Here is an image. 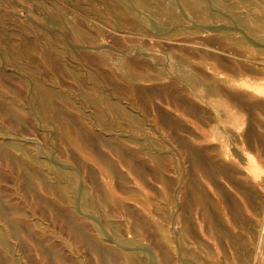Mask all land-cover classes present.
Segmentation results:
<instances>
[{
	"label": "rangeland",
	"instance_id": "rangeland-1",
	"mask_svg": "<svg viewBox=\"0 0 264 264\" xmlns=\"http://www.w3.org/2000/svg\"><path fill=\"white\" fill-rule=\"evenodd\" d=\"M0 148V264H264V0H0Z\"/></svg>",
	"mask_w": 264,
	"mask_h": 264
},
{
	"label": "bare ground",
	"instance_id": "bare-ground-1",
	"mask_svg": "<svg viewBox=\"0 0 264 264\" xmlns=\"http://www.w3.org/2000/svg\"><path fill=\"white\" fill-rule=\"evenodd\" d=\"M176 63V62H174ZM175 65V64H174ZM178 65V63L176 64ZM179 67V66H178ZM174 76H175V79L177 81H182L184 82L188 87L190 88H193L195 90V88H200L203 92H209L211 95L212 94H218V88L214 87L213 85H209V84H206V81L202 78H199L197 77L193 72H191V70H186V69H183V68H179V69H176L175 72H173ZM189 88V89H190ZM197 90V89H196ZM204 94V93H203ZM205 96V95H204ZM208 96V95H207ZM212 96V95H211ZM215 96V95H214ZM206 97V96H205ZM216 97V96H215ZM218 98V97H217ZM221 100V99H220ZM13 114L17 119H20V116H19V113L16 112V110H13V112L11 113ZM77 139V143L78 145L80 146V148H82L84 151L86 152H90L89 150V147H87L88 145V141H89V138H88V134H86L85 132H75L73 133ZM76 140V139H75ZM74 142V141H73ZM75 144V143H74ZM114 146V145H113ZM77 147V146H76ZM78 148V147H77ZM79 148V149H80ZM81 150V149H80ZM113 150L119 154H122V151L121 149L119 148H113ZM82 152V151H81ZM190 152V155H191V161H192V165L193 167L198 163L202 162L200 161L198 155L196 154V151L193 149L189 150ZM0 156H3L5 158L8 159V161L12 164H15L17 165L23 172V180H24V185H25V188L26 189H30V187L32 186V183L36 180L38 181L39 183H42L43 184V179L41 178L40 174L35 170V169H31L28 164H26L25 162H22L20 160H16L10 156H8V154L4 151L3 148H0ZM158 160V159H157ZM159 161V160H158ZM158 161L156 163V165H158ZM202 167L204 168V170H208V169H213V171H217V169L215 170V167L212 165V164H209V163H201ZM200 165V164H199ZM159 166V165H158ZM195 168V167H194ZM200 168V166L198 167ZM202 168V169H203ZM221 169V168H220ZM205 171V173H206ZM219 171V170H218ZM220 172V171H219ZM217 172V173H219ZM216 173V172H215ZM48 187V186H47ZM199 198H197V203L200 205V206H203L204 205V199L202 198L203 196H198ZM206 214V213H205ZM0 215H1V218H6V214L3 210L0 209ZM67 226H69V229L75 233L76 235H78L80 238L84 239V237L82 236L83 233H82V230L78 229L76 226L73 225V221L72 220H67ZM10 228L12 229L13 232H16L17 231V227L12 224L10 225ZM93 241V240H92ZM91 247L95 250V251H98V252H102L100 248H98L97 244L92 242L91 244ZM104 253V251H103ZM106 257H109V255H105V259Z\"/></svg>",
	"mask_w": 264,
	"mask_h": 264
}]
</instances>
